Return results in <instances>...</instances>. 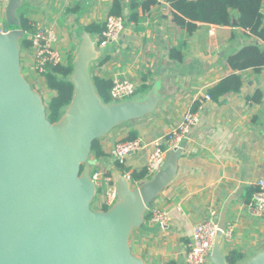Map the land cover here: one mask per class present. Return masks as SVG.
Listing matches in <instances>:
<instances>
[{"label":"crops","instance_id":"1","mask_svg":"<svg viewBox=\"0 0 264 264\" xmlns=\"http://www.w3.org/2000/svg\"><path fill=\"white\" fill-rule=\"evenodd\" d=\"M10 1L0 0L3 19ZM114 1L24 0L17 14L24 15L33 26L40 23L55 27L57 50L69 64L75 61L86 28L116 16L110 15ZM117 1L122 5L119 17L125 19V30L117 42L100 51L91 65L92 77L105 81L128 79L139 87L145 83L152 87L159 81L164 100L155 113L102 137L105 156L99 160L92 157V170L105 167L108 173L115 172L116 165L112 161L102 165L103 160L115 144L129 137L140 140L144 148L130 155L123 166L130 173L146 169L156 146L165 144L198 101L199 120L184 145L178 175L148 212L151 216L152 209H164L171 220L163 227L147 221V231L131 235V249L146 264H186L197 224L213 221L225 229L231 223L236 227L235 236L231 243L223 242V254L226 258L231 252L241 254V264L264 248V220L250 215L251 201L248 203L250 191H256L258 183L264 181V68L260 73L252 69L237 72L243 79L239 93L228 94L219 102L207 101L205 95L232 74L227 67L228 57L246 45L264 48V43L233 25L237 22L236 12L231 26L198 23L199 29L190 34L175 24L176 11L167 0H155L150 7L145 5L146 10L142 8L146 0ZM133 1L139 5L134 10L136 21L131 19ZM91 35L98 41L102 36ZM172 50L183 55L182 62L170 58ZM21 65L23 75L30 84L36 82L33 87L48 104L56 92L35 74L31 49L22 50ZM256 95L261 96L259 102L252 100ZM133 183L134 187L139 184Z\"/></svg>","mask_w":264,"mask_h":264},{"label":"water","instance_id":"2","mask_svg":"<svg viewBox=\"0 0 264 264\" xmlns=\"http://www.w3.org/2000/svg\"><path fill=\"white\" fill-rule=\"evenodd\" d=\"M23 1L9 2L7 30L0 31V264H146L132 252L131 235L147 231L149 208L176 179L193 129L150 180L134 187L117 174L114 205L92 209L93 142L155 113L164 100L161 82L130 100L104 102L91 65L106 46L83 32L69 78L72 101L52 123L42 94L22 72L27 34L17 12ZM223 231L219 227L209 264H229ZM241 264H264V248Z\"/></svg>","mask_w":264,"mask_h":264},{"label":"trees","instance_id":"3","mask_svg":"<svg viewBox=\"0 0 264 264\" xmlns=\"http://www.w3.org/2000/svg\"><path fill=\"white\" fill-rule=\"evenodd\" d=\"M173 9L176 11L173 15V21L177 26L185 29L192 34L199 29L198 23H206L218 26H231L233 21V12L237 13L236 20L238 27L249 31L253 36L257 37L264 43V16L262 15V7L264 0H167ZM155 4V0H146L142 8L146 10L145 5L150 7ZM136 1L131 3L132 20H137L134 10L138 8ZM110 15L121 16L122 5L119 1H114ZM20 28L23 29L27 36L22 42V50L30 49L31 34L33 32V23L24 15L19 16ZM7 30L6 24H4ZM105 30V23H95L86 28L91 34L102 35ZM170 58L179 62L183 61V55L177 50L170 52ZM227 67L232 71V74L225 77L217 85L208 90V95L213 102H219L220 99L231 93H239L243 87V79L237 72L246 71L248 69L260 73L264 68V48L259 45H246L239 52L233 54L227 59ZM73 73V63L66 65H50L47 72L43 75L49 90L56 92V95L50 99L47 104L48 119L54 123L59 121L61 113L68 107L72 101L74 86L69 81ZM94 83L100 97L104 102L110 104L113 102L111 98L112 81H105L100 78H94ZM151 86L143 84L138 88L137 94L146 93ZM261 96L254 97L253 101H260ZM200 104L197 101L192 112H196ZM128 140H135L134 137H129ZM95 160H99L105 156L101 145V139L95 140L92 144L91 155ZM122 173H130V170L122 164L116 165ZM131 180L137 183L148 181L151 179L146 169L130 173ZM258 188L256 189V191ZM255 190L250 191L248 203L252 200ZM107 210V208H104ZM151 216H147V221H150ZM242 259L241 254L231 252L227 256L229 264H238ZM175 264V263H170Z\"/></svg>","mask_w":264,"mask_h":264},{"label":"built area","instance_id":"4","mask_svg":"<svg viewBox=\"0 0 264 264\" xmlns=\"http://www.w3.org/2000/svg\"><path fill=\"white\" fill-rule=\"evenodd\" d=\"M264 15V6L262 9ZM105 30L100 38V45L108 46L117 42L125 30V19L119 16H110L106 20ZM31 34V51L34 56L33 70L38 77H42L47 72L50 65H66L65 58L57 50L59 41L58 32L51 25L35 24ZM139 86L128 79H113L110 91L113 102L130 100L137 95ZM211 97L206 94L205 100L210 101ZM199 120V113L188 111L185 113L180 125L174 129L165 139L164 145L156 146L155 151L150 155L146 167L149 176L156 174L165 162L167 153L177 148L181 142L187 138ZM144 148L140 140L120 141L109 151L108 157L103 160L102 165L112 161L113 164H124L125 160L132 154ZM101 165V166H102ZM100 166V167H101ZM117 167V166H116ZM123 174L128 178L130 173H122L118 169L112 174L108 173L105 167L92 170L91 178L97 188L96 198L101 209H109L117 200V191L114 185V177ZM95 198V199H96ZM250 215L258 220H264V181L258 183V190L253 194L249 205ZM151 222L161 227L171 220L169 212L156 208L150 211ZM219 231V226L213 221H206L195 226L189 250L186 254V264H209V257ZM235 224L229 223L223 231L226 243H231L235 236Z\"/></svg>","mask_w":264,"mask_h":264},{"label":"rangeland","instance_id":"5","mask_svg":"<svg viewBox=\"0 0 264 264\" xmlns=\"http://www.w3.org/2000/svg\"><path fill=\"white\" fill-rule=\"evenodd\" d=\"M4 21L5 18L3 19V14L0 16V31L3 32L4 31ZM30 83V82H29ZM32 85V84H31ZM33 85H36V82H33ZM32 85V87H33ZM34 88V87H33ZM138 96V95H137ZM136 97V96H135ZM134 98V97H133ZM47 100V98H46ZM46 102V101H45ZM90 159H92V156H89V161ZM98 203V199L96 198L95 201H93V203L91 204V208L94 210H98L101 209V207L97 204Z\"/></svg>","mask_w":264,"mask_h":264}]
</instances>
